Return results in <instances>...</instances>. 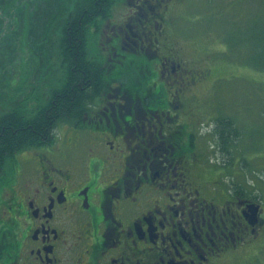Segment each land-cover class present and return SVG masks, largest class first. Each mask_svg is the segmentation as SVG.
Returning <instances> with one entry per match:
<instances>
[{"label":"flooded vegetation","instance_id":"1","mask_svg":"<svg viewBox=\"0 0 264 264\" xmlns=\"http://www.w3.org/2000/svg\"><path fill=\"white\" fill-rule=\"evenodd\" d=\"M182 3L117 0L92 30L104 85L51 141L16 155L0 188L2 264H242L264 239L263 204L239 195L226 157L211 159L218 137L225 155L224 78L179 28ZM229 119L240 131L238 112Z\"/></svg>","mask_w":264,"mask_h":264},{"label":"trees","instance_id":"2","mask_svg":"<svg viewBox=\"0 0 264 264\" xmlns=\"http://www.w3.org/2000/svg\"><path fill=\"white\" fill-rule=\"evenodd\" d=\"M116 2L117 0H0V33L5 34V37L0 40V71L7 63L3 55L10 59L12 57L9 48L13 43L14 31L22 32L24 40L32 38L39 41V38H43L45 46L50 44L51 49L56 52L57 59L54 61H57L60 66L58 78L53 77L55 66L50 67L47 63H41V67L37 69L36 64L34 66L35 78L42 77L49 81L47 98L42 103L33 101V98L31 103L29 100H25L21 105L15 102L0 113V188L13 176V163L18 153L51 141L50 136L54 135L55 128L67 117V114L81 113L86 101L96 93L98 87L104 85L103 76L107 75L106 68L101 58L97 59L96 40L91 43L92 30L95 29L94 33L101 30L103 26L101 18L105 19L109 16ZM54 7L58 9L48 13ZM53 13L54 19H57L56 21L53 19L54 25L60 28L54 29L55 33L47 37L49 27L45 16L53 15ZM258 22L263 21L258 20ZM34 25H37L39 30H34ZM254 25L257 26V23ZM263 30L264 26L258 36V41L261 40V42L264 40ZM257 31L256 28L253 29L249 33L250 36L257 38ZM56 32L59 40L53 43ZM5 44L7 47L4 49ZM48 58L50 59V56L46 55L44 62H47ZM45 72H48L47 76ZM213 76H218L215 71ZM241 79L243 81L244 78L241 77ZM258 83L259 80L254 85ZM3 84L5 87H10L11 80ZM248 84L252 85L251 80H248ZM32 93L34 94L35 90ZM32 103L34 104L30 106ZM220 114V125L221 122L226 125L223 135L226 138L222 136L221 139L225 145V156L229 158L225 169L231 172L229 174L238 176L239 171L243 172L241 163L243 164V160L247 162L246 154L253 144L240 156L239 149H243L245 141H252L253 137L247 132L243 134L238 131V127L227 115L223 112ZM249 133L253 136V132ZM211 139H213L212 136ZM218 150L223 151L217 141L210 151L215 156ZM220 168L223 167L220 166ZM237 185H239L240 196L260 202L258 195L244 186L241 180L237 182ZM5 227H3L0 241V264L3 262L1 252L7 241L5 234L8 231Z\"/></svg>","mask_w":264,"mask_h":264},{"label":"rangeland","instance_id":"3","mask_svg":"<svg viewBox=\"0 0 264 264\" xmlns=\"http://www.w3.org/2000/svg\"><path fill=\"white\" fill-rule=\"evenodd\" d=\"M56 9L58 8L54 7L48 13ZM178 12L185 16V20L178 21L179 28L188 27L189 30L196 32L188 34L189 42H196L197 54H205V44L201 43V40L206 42L217 77H232L224 79L217 87L215 96L219 97L218 102L222 103V109L226 114L228 111L235 113L239 110L238 118L242 122L240 131L243 134L247 132L253 137L252 141H245L243 149H239L240 156L253 144L246 154L247 162L243 160V164L241 163L243 172L239 171L238 179L258 195L264 208V40L258 41L259 31L264 26V0H183ZM54 16V13L45 16L49 27L47 37L55 33L54 29L60 28L54 25V21L57 20ZM258 20L263 22L259 23ZM33 27L34 30H39L37 25ZM255 28L258 31L257 38L254 39L249 33ZM13 34V43L9 48L12 57L10 59L3 55L7 63L0 71V113L15 102L21 105L25 100L30 102L33 98V101L42 103L47 98L49 81L42 77L35 78V64L36 69L41 67V63L50 64V67L55 66L54 78H58L60 74L59 63L54 61L57 59L56 52L51 49L50 44L45 46L43 38H39V41L32 38L24 40L22 32L14 31ZM1 35L2 33L0 40L5 37V34ZM37 36L39 37V33ZM53 38V43H57L59 40L57 32ZM6 47L5 44L4 49ZM46 55L50 56V59L44 62ZM48 72L44 74L47 76ZM241 77L244 78L243 81ZM251 78L258 79V85H248ZM7 80H11L10 87L3 84ZM208 87L209 84L204 85L200 93H205ZM34 90L35 97L32 95ZM208 130L204 127V133H208ZM249 132H253V136ZM18 157L20 160L23 155ZM225 157L218 150L217 156H213V161L218 158L216 161L220 162ZM226 172L231 173L229 170ZM1 202L0 197V241L6 222V209ZM242 264H264V239L245 253Z\"/></svg>","mask_w":264,"mask_h":264},{"label":"water","instance_id":"4","mask_svg":"<svg viewBox=\"0 0 264 264\" xmlns=\"http://www.w3.org/2000/svg\"><path fill=\"white\" fill-rule=\"evenodd\" d=\"M250 212L252 213V215H251L252 220L256 221L258 219V216H259L260 205H257L255 203L250 205Z\"/></svg>","mask_w":264,"mask_h":264}]
</instances>
